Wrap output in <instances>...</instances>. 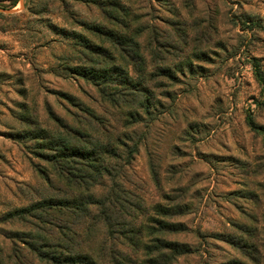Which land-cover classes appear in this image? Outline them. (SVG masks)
Instances as JSON below:
<instances>
[{"label":"rangeland","instance_id":"1","mask_svg":"<svg viewBox=\"0 0 264 264\" xmlns=\"http://www.w3.org/2000/svg\"><path fill=\"white\" fill-rule=\"evenodd\" d=\"M127 20L145 59L139 77L111 38ZM253 58L264 79V0H0V264H48L22 241L35 221L13 209L64 195L31 131L80 128L82 106L103 118L109 172L143 205L127 217L137 233L108 227L95 209L78 223L95 264L117 252L134 264H264V144L247 124L264 126V80ZM89 67L119 70L113 84L127 71L149 103L102 100ZM118 138L135 148L128 164L111 155L128 150Z\"/></svg>","mask_w":264,"mask_h":264},{"label":"trees","instance_id":"2","mask_svg":"<svg viewBox=\"0 0 264 264\" xmlns=\"http://www.w3.org/2000/svg\"><path fill=\"white\" fill-rule=\"evenodd\" d=\"M117 10L123 12L125 9L118 4ZM124 14L127 15V13ZM118 22L116 21L114 24L117 26ZM118 25L124 29L125 33L120 32V34L116 30L111 35L112 41L115 42L121 51L125 52L123 60L126 62V66L132 65L135 74L139 77L143 73L142 65L145 59L138 54L139 42L126 36L130 34V30H137V28L129 26L128 20L126 22L123 21L122 25L120 23ZM97 29L101 32L99 26H97ZM155 47L160 48L159 45ZM129 50L133 53L127 52ZM89 61L97 64L94 58H89ZM252 65L255 79L262 83L264 79L261 75L260 64L256 58L252 59ZM98 69L101 70L96 72ZM98 69L89 67V70L94 72L89 78L92 79V85L97 87L102 100H109L115 105L121 104V101L127 105L137 101L140 107H143V101L149 103V98L143 95L141 83L135 82L129 77L127 71L122 74V77L124 76L126 79L125 82H123V79L120 80L125 85L124 87L120 82L113 84L115 75L120 72L119 70H115L116 68ZM99 84L102 87L98 86ZM112 85L121 86L118 90H107V87ZM80 110L84 114L78 120L80 128L64 125V130L59 135L44 129L36 132L31 131L33 134L32 138L37 141H46L47 144L45 145L49 153L43 159L55 166L50 173L61 180L62 185L58 190L60 191L61 188L62 191L60 192L64 195L61 197L47 196L44 200L41 199L32 203L27 209L17 207L13 209L14 212H23L35 221L30 224L33 229H37L39 232H25L22 235L25 240L22 241H24L28 250L40 259H44L48 264H95L93 259L89 257L90 255L84 253L80 247L82 233L76 229L78 223L85 219L92 209H95L99 214H103L107 226L117 229L120 233L128 232L133 234L139 231L133 228L127 217H134L133 212L143 211V205L139 199L137 200L136 195L130 193V198L125 196V193L129 194V192L123 190V185L118 180L121 172L118 175L109 172L110 169L107 167L109 161L106 159V154H109L110 150L100 142L107 133V129L102 125L103 118L97 116L89 108L82 106ZM91 122L97 124L92 128L93 135L88 133L91 129ZM247 124L252 131L261 133L264 144V126L255 124L250 116H247ZM97 127L101 129L104 135L98 134ZM118 141L128 150L124 154H119L112 150L111 155L114 159L128 164L135 152V148L129 149L127 143L119 140V138ZM38 171L46 185L57 190L56 182L51 178V174L43 169H38ZM104 174L110 180L109 187L105 186L109 193L105 195L103 200L99 201L94 198V194ZM17 217L19 221L25 220H22L24 217L21 214ZM155 241L158 242L159 238L155 239ZM161 246L164 250L174 252L175 255L182 253L180 251L182 246L176 243L164 242ZM117 253L118 255H112L111 257L112 264H134L131 258L125 256L124 253ZM148 263L155 264V260L152 259Z\"/></svg>","mask_w":264,"mask_h":264}]
</instances>
